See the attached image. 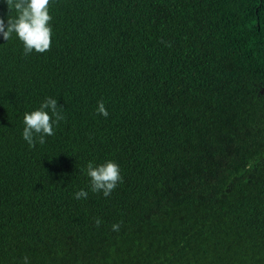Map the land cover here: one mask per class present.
I'll return each instance as SVG.
<instances>
[{
  "label": "trees",
  "instance_id": "trees-1",
  "mask_svg": "<svg viewBox=\"0 0 264 264\" xmlns=\"http://www.w3.org/2000/svg\"><path fill=\"white\" fill-rule=\"evenodd\" d=\"M49 12L46 51L0 39V264H264V0ZM45 97L65 119L29 147ZM90 160L122 179L75 199Z\"/></svg>",
  "mask_w": 264,
  "mask_h": 264
},
{
  "label": "clouds",
  "instance_id": "clouds-1",
  "mask_svg": "<svg viewBox=\"0 0 264 264\" xmlns=\"http://www.w3.org/2000/svg\"><path fill=\"white\" fill-rule=\"evenodd\" d=\"M10 11L7 19L0 18V39L8 41L16 39L21 45L24 55L42 53L50 46L52 34L51 15L49 12L50 0H5ZM96 112L104 117L108 112L102 101L97 103ZM65 119L62 105L54 97H45L39 106L27 111L22 117V139L35 147L44 144L47 137L54 135L56 126ZM83 172L88 178L87 190L79 189L74 193L75 199H86L89 192L100 193L108 197L117 183L122 179L119 166L112 160H104L101 163L88 161ZM101 223L99 219L95 221ZM120 225L113 224V231H118ZM24 264H29L24 257Z\"/></svg>",
  "mask_w": 264,
  "mask_h": 264
}]
</instances>
